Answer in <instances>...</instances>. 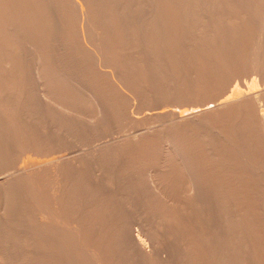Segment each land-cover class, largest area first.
I'll return each mask as SVG.
<instances>
[{"label":"bare ground","instance_id":"6f19581e","mask_svg":"<svg viewBox=\"0 0 264 264\" xmlns=\"http://www.w3.org/2000/svg\"><path fill=\"white\" fill-rule=\"evenodd\" d=\"M64 1H66L67 6L69 5V7L66 6L67 8L63 10L62 9L56 10V6L58 5L57 2H60V0L58 1L57 0H0V12L8 13L6 14V16L4 13L5 20L4 22H2L3 28L2 29L0 28V38H4L5 36L8 35H14V37L12 38H16V39L13 42V44L14 47H16L17 49L19 48L23 49L22 42H24L25 39L27 40V37L25 38L23 37L24 40H22L23 38H21V34L15 35L14 33L15 29L17 30L19 28L20 30L19 29L18 30L19 32L21 31L20 33L23 32L24 34H26L27 32L30 31L29 28L30 26L29 24H27L28 23L27 20L29 21L30 19L31 21L29 23L30 24L32 23L31 29L36 27L35 29L31 30L33 33L34 30L36 31L37 29L38 31V29H40L39 26L40 24L44 23L42 21L39 24L38 20L41 21L40 19L43 20L44 17L42 18V15L41 16L39 15L41 18L40 17L38 18L36 12H41V13L45 12V17H47V19L52 18L53 15L55 16L53 18H56L57 14L59 15L60 12H69L70 14H72V16L70 18L66 16L68 18L67 20H69L72 24L74 23L75 25H77V26L74 25L75 29L71 26L73 28L72 30L73 33L72 31L71 32L68 31V32L72 34V36L76 35L74 37L75 38L74 42L77 41L76 37L79 34V39H80L78 40L79 45L77 44V42L75 44L71 43V41L73 40L71 38L73 37L69 33H67L65 35L71 36V38L68 36L69 39H66L67 42L69 41L68 45H66L67 43H65L66 42L65 38L67 37L63 38L61 36L64 40H61L59 44L56 43L55 45V43L53 44L52 42L51 43L49 42L50 44H53L52 45L53 47H51L49 43H48L49 45L47 44L51 48L50 49L48 46L46 47L49 48L50 50L49 53H46V50L48 52V49L45 48L46 46L45 40L48 39L47 41H49L50 35H47L48 29H46V26L43 28L41 25V28L44 29L43 32H45V29L47 30L46 31L47 33L45 32V35L44 33H41V35L43 34L42 36L46 39L44 40V38L42 39V36L39 37L38 35L36 37L35 34L33 33L35 37L32 38V40H34V43L36 45H39V47L36 48L35 47L36 45H34L32 42L31 45H29L28 43L29 46L27 49L29 50L28 52H31L28 59L25 58L26 57L25 55L24 57H21V53H24L21 49L20 51L18 50L19 52H16V56H17L16 71H18V73L21 72V74H23L22 72L24 71L23 70L24 66L28 65L29 69L31 67V69L34 72V76H37L38 82H40L38 83L37 90H38V96L40 97L39 99L40 100L42 99L44 102V105L42 103L41 104L46 109L45 113L52 109H55L56 111L57 109H59L57 111L56 116H55L56 114L55 110L53 111L55 113V114L53 113L54 114L53 117L55 116L54 120H56L57 118L58 121H60L59 117L60 118L62 117V119H66L65 117H67L65 122H67L68 117L73 116L72 113L74 114L77 113L76 114L77 119L74 118V120H78V116L82 115L84 113V110L86 109V108H84V110L82 109L83 113H81L80 110L83 107V103H81L82 107H80V109L77 107L76 112H74L75 110H73L72 112V109L76 108V106H74L76 105L75 103H77V101L80 100L79 99L76 101L75 99L79 98L80 96L78 97L77 96L78 94L75 92L74 93L77 94L76 95L77 98L75 95H74L75 97L72 96L74 93L70 95L69 93L70 89L72 90L73 88V90H75L74 88L76 89L78 88L76 92H79L81 88L77 86L78 83H80L78 81H77L78 83L77 82L75 83L76 87H74L75 86L74 82L76 79L75 80L73 79L74 82L73 80H69L72 79L71 76L76 75L78 72H82V70L86 69V66H89L88 68L89 71L92 70H95V72L97 71L98 75L95 73L94 74L95 78L97 76H101V74L102 75L104 74L103 78L101 80L99 79L101 81L100 85H99V80L97 81L98 82L97 83L95 78L91 75H90L91 77L89 76L88 77L89 79H87L86 81H83L82 79L83 81L82 83L86 82L84 83L85 84L84 91L82 92L83 93L82 98L84 99V101L87 98L86 96H94L95 98V100H93L94 102H92V104L95 103V108L93 107L94 105L93 106L92 104L90 105L91 108L96 109L94 111L96 115L92 114L93 116L91 115V117L96 120L98 119L99 121L103 120L104 118L110 119V117H107L109 111L106 112L107 114L105 117V110L106 111L108 110V108L105 109V107H111L113 105L112 103L113 101L114 102L116 101L115 103H121L119 102V99L122 97L125 99L126 97L131 99L132 101H134L136 112L149 110L148 112L149 113L151 112L150 114L152 118L159 121L158 122L159 126L158 127L156 126L158 128L156 129V131L161 132L162 136L161 139L157 136L159 138L158 141H160V143L159 142L157 143L160 144V147L163 150L162 151L163 153L160 152V154L162 153L163 155L160 158L157 156L156 158H158V160L156 159V162L155 159L153 158H152L153 160L150 159L151 154L147 155L150 158L146 156L148 158L146 160L144 159L146 157L143 156V160H144L143 165L145 166L148 165V166L144 169L143 168L141 169L140 168L141 166L140 165L137 166L138 163L136 164L135 161L137 170L135 168L130 169L132 167H135L134 165H131L134 162L132 161L133 159L135 160V158L137 159L142 158L140 154L137 155V157L134 156L135 158L134 157L132 158L133 155L131 154L136 150V149L133 150L135 148V146L133 145H135L136 143L134 144L135 141V139L133 138L134 136H131L133 138V139L131 138L133 140L131 141V143L133 142V144L131 145L130 140H128V142L125 141V144L130 143L129 149L134 147L132 148L133 152L132 150L129 151L127 150L125 152H127L130 156L127 155L126 153H124V155L128 156V158L131 157L132 160L124 158L125 156L122 153H121L122 155H120L119 152L121 149L120 147L121 144L124 143H119L117 145L116 144L117 142L114 143L116 145L112 144L114 146H112L111 144H110L111 146H109V144H105V146L101 147L102 145L100 144L101 146L100 147L97 146V149L94 151V154H90L92 153L90 152L89 155H87L86 153H88L89 151H84V154L83 153L80 154L79 157L75 154L77 158H73L74 156L72 152L71 153L72 155L69 153L71 157L69 156V154L62 157V159H64L67 163L70 162L73 163L71 164V166L69 165L68 167L67 170L68 174H73L74 172L77 171L75 170V168L78 169V167H81L80 169L84 171V174L86 176V179L83 180L82 182L80 181V178L78 179V181L81 182L80 185H82L83 187L82 189L81 188H75L76 190L72 189L73 192L78 191L76 192L77 193L76 197L77 198L79 197L80 198V199L78 198L79 200H83L86 203L96 204V205L93 207V205L90 206L88 204L90 208L87 209H86L87 205L82 204L84 207L82 205L76 206L77 204V203L75 204L76 198L73 197V199H70L73 201V205L69 203L71 207H68L69 206L68 205L67 209L65 208L66 210H64L67 213L66 215L69 214L71 217H73L70 218V220H72L70 221L69 220L70 216L68 215L69 217L67 219L62 215V212L58 208L50 210L49 213L46 212L44 213L43 210L40 211L39 207L41 204L38 203L39 205L36 206L37 210L36 208L34 210L33 209L34 206L31 207L30 203H33L32 200L33 198H35L34 197L35 195L31 192H30L31 194L25 196H22L21 194L20 201L24 202L27 205L28 211L25 212L23 216H20L21 214L19 215L18 213L10 212L11 215H13L14 217L13 220L14 224L17 225V223H19L20 221H22L21 224L25 223L24 221L27 219L29 223L27 225H30L32 227L31 230L32 231L35 230V232L36 230H40L41 234L43 235V238L42 236L40 237L42 239L39 238L40 239L39 246L44 251V255L50 254V252L48 253V250H50L52 254H55L54 257L56 256V260H54L52 257H50V259L49 257H47V259L46 258L43 259L41 256L40 258L39 257L31 258L28 261V263L29 264H58V263L61 264L62 261L67 260L68 261L67 263L69 264H71V262L72 263L75 262L76 264H264V240H262L264 238V217H263L264 193L262 192L264 190L262 186L264 185V181H263L264 177L262 178L263 180L261 179V177L264 175V87L263 90L260 91L259 95H254L253 93V90L256 87L260 86L263 81L261 82L259 81L260 85H258L259 84L258 80H260L261 78L257 79L256 77L252 78L251 80L248 79L249 81L246 80L247 82H245L244 84H238V82L236 81V84H234L232 88L228 89V87L232 85L230 83L233 81V79L237 78V76H239L240 72H242L243 70L247 71L248 68H250V71H252L253 73H256L255 75L259 77L264 76V23L263 20L262 23L260 22L261 20L260 17H258V19H260L259 22H256V25L257 23L259 24L258 28H257L258 25L255 27L257 28V31L256 32L251 31V34L256 33L254 35L255 37H253L252 34V37L254 38V44H253L254 47L248 50L246 46L247 44L245 45L243 43L245 35L242 34L243 32L245 33V30H243L245 24L243 25L244 23L243 21L240 22L239 15H241L242 17L243 14L244 15L247 14L244 12L248 11L249 8L252 9V7H249L251 3L247 4L245 1L242 0H64ZM260 1L261 0H259V2ZM62 2L63 0L60 3ZM5 8L7 10H5ZM23 12L24 14L27 12H34V13L33 14L30 13L31 16L33 15L32 17L28 16L29 14H26L27 19H25V17L23 16ZM139 12L144 15L146 14V16L140 17L141 18L140 20H138L139 19L138 17L134 18L135 16H137L135 15L137 13L140 16ZM239 12L242 13L240 14ZM109 13H113L115 15L118 14V16H120L121 18L120 19L117 18L118 20L114 19L110 21L111 17L107 15ZM9 14L13 16V17L11 16L12 19H10V22H8L7 19L8 18L7 16ZM113 14H109V15L111 16ZM0 16L3 15L0 14ZM105 16L109 17V20H107L108 19L107 17L105 19ZM11 17L9 15V18ZM23 17L24 20H26L27 22L26 23L27 25L25 24L26 27L22 25L23 22L25 23V21H23ZM66 17H64L62 21H64ZM245 17L248 18V16ZM52 20H50V22H52ZM58 22L61 23L60 18L59 20H57V23ZM37 23L39 25H37ZM46 23L48 22H46L45 19L44 24ZM52 24L50 23L49 27L47 28L52 27V30H54L56 27L62 25V24L60 25L57 24L54 26L53 29V26H51ZM54 24H56V22H54ZM240 24L242 26H240ZM141 25L142 27H140ZM20 26H22V28L23 27L27 28L26 30L27 32L25 31V29L23 30ZM37 26L39 28H37ZM121 28L123 31H125V33L132 32L131 34L128 35L126 34L128 38L125 39V41L128 42L125 41H124L125 43L123 42V45L125 44L124 47L123 46L118 47L119 43L118 45L116 44L118 42V39H116V37L117 38L123 37V39L127 37L126 35L123 36L120 35ZM99 30L100 32H98ZM117 30H119V32ZM142 30H144V32L146 31L149 32L148 34L149 38H147L148 43H146L145 39L143 38L144 39L142 40L143 44H141L138 41L140 44L138 45V43H136L137 39L134 38L135 36L132 38L131 36L137 35L136 38H138V40L142 39L141 36L140 38L138 37V33L141 34ZM50 31L48 34L51 33ZM55 31L58 32L59 30H57L56 28ZM112 31H114L115 33ZM116 31L118 32L119 37L116 36L117 35ZM32 33L29 32L27 34L31 35ZM91 33H93L91 36L93 42L90 41L86 43L87 39L85 38L86 36H90ZM125 33L122 32V34ZM22 36L25 35L22 34ZM55 37L59 39L58 35ZM252 37L251 35L250 37H247V43L248 41L251 40V39L249 40V38ZM133 38L135 39V41H133L134 44L132 45L133 42H131V40H134ZM28 39L30 38L28 37ZM41 39L42 41L45 42L43 46H41L43 44V42H41ZM81 39L83 40V42H81L82 41ZM121 41L123 40L119 41L120 44H122ZM144 41L146 43L145 45H144ZM240 41L242 42V44L240 43ZM80 42L83 44H80ZM261 42H263V44H261ZM135 43L137 45H135ZM249 43H251L250 45H252L253 42L250 41ZM239 44L240 45L244 44V46L247 48L246 50L245 47L242 48L245 50L244 51L245 54H247L246 53L247 50L249 53L247 54L249 57L247 61L249 67L246 70H245L246 68L245 65L247 63H245V65L241 63L242 67H240L237 66L236 64L237 61L235 62V59L238 56V54L240 56L239 52L241 51L240 49L241 46H239ZM76 45H78L79 48L76 49L75 47ZM40 46L44 48V50L40 48ZM71 46H73V48H75L78 51L80 49V51L82 50V52H88V53L93 52V55H95V57L93 56L94 58H92L91 62H89L88 59L87 62L86 60L81 61V58L79 62L77 59L78 64L75 59L74 63L76 65H73L74 63H71L72 61H70V63L68 61L61 62L62 65L59 66L61 67L62 70L60 71L54 70V66L52 65V58H54L52 57V55L54 54V51L61 50V52L59 53L63 54V52H65L68 49L72 50ZM260 46L262 47V49H259ZM5 48H6V42L5 44L0 46V59H1L0 73H2L3 70H7V68L9 67L8 63L10 62L9 58L11 53L8 55V53L5 52ZM41 49L43 50V52ZM259 50H263V51H259ZM69 52L71 53L70 50ZM82 52L79 53L82 54ZM42 53H45V55H43ZM65 53H68V51H66ZM68 55L70 56V54ZM247 55L244 57L246 58ZM73 58L71 57V59ZM245 58H240V60L244 59L243 61L244 63L246 60ZM188 62L189 65L188 64L186 65V63ZM58 63L60 64V61ZM45 64H47L46 67L48 70L45 69L46 71L44 72ZM243 66H245L244 69ZM256 66L258 70L256 69ZM60 67L57 69H60ZM186 70L188 71L187 74H186ZM210 70L211 72H209ZM43 72L51 77L46 78ZM188 73H190L189 76ZM237 73L239 74L236 75ZM86 74L88 73L86 72ZM194 75L196 76L194 78L195 80L191 79L193 78ZM234 75L236 76L232 77ZM186 76L188 78H190L191 76L190 78L191 80L189 81ZM241 77L237 79H241ZM185 79L186 81L187 80L189 81L188 84H186V82L183 83ZM50 81H54L53 83H56L57 85V86L55 85L56 90L54 85L52 87V90H50L51 88L49 89L50 86L48 85ZM71 81L73 82V84L71 83ZM33 83L32 85H34ZM70 83L74 86L72 87ZM105 84H109V85H105ZM68 85L72 87V88L70 87L69 90H67ZM7 88L8 87L3 88V91L6 90ZM31 88L35 89V86ZM211 90H215V91L217 90L221 92H215L217 93L218 95L217 96L215 93L213 95L214 91ZM81 91L79 95H81ZM5 92L8 93L7 90ZM30 92H34V91L31 90ZM65 92H67V94H64ZM106 92L112 94L119 93L122 97L117 96L116 98L114 97H111L110 99L107 98V102L109 100L111 101V103L110 101L108 102V104L110 103V106L109 105L104 106V104L107 103L105 101L106 98L104 100V97H106V95L108 94V93L106 94ZM139 92H141L140 96L137 97V94L139 95ZM24 93L25 92H23V94ZM211 94L213 96L210 97ZM95 96H98L99 98ZM184 97L187 99H184ZM82 98H81V102L83 101ZM112 98H114L115 100H113ZM32 99H36V98H32ZM129 99H127V101ZM206 99L207 100L210 99L209 102L210 101L211 102L209 105H207V107L204 108L203 107L205 103L204 101ZM201 101L204 102V103L202 102L203 104L202 108L204 109H202L199 106L200 104H198L199 102L201 103ZM218 101H221L222 103H218ZM68 103L74 104L72 105L73 108L69 106ZM24 104L25 103H23V105ZM65 104L68 105L66 106ZM131 104H129V106ZM169 104H171L170 106L171 108L173 106L172 108L173 111L172 110L171 111L172 112L176 111L177 113L174 115L172 113L169 116L166 115V113H168L167 111H165L166 113H164L166 116L160 113L166 110L165 108L168 107ZM63 105L65 107H63ZM116 106L118 107V105ZM116 106L113 105L112 107V109L114 108V111L115 109L117 110V108H115ZM125 106L126 105H123V107ZM195 106H197L196 109ZM198 106H199V110H198ZM16 107L17 106H15V108ZM131 107L132 105L130 106V108L129 107L127 108V106L125 108L129 110L131 109ZM187 107L193 108L192 112L189 111L192 114L190 115L192 116V119L189 116L191 120H188L189 118L186 116L187 117L186 121H191V122L187 123L184 126H181L183 122L180 123L179 121L182 120L181 118L185 120ZM10 108L8 109L11 110L12 108L11 109ZM70 108L71 110H69ZM191 108L189 109L191 110ZM219 108L221 109L219 110ZM24 109L25 108H22V110ZM222 109H225L224 110L225 112H223L224 113L223 116L225 117L222 116L223 114L221 111ZM28 110H24V112L25 111L26 112L25 113L23 112L20 117L21 112H19L18 109L19 114L18 112L16 114H18L19 116L11 115L9 117H13V119L18 118L21 120L22 118L23 120L29 119V121L33 123V125L31 124L32 127H31V132L29 133L30 135L23 136L22 141L15 140V142H13L14 139L10 141L7 139L9 146L7 145V147L5 146L6 148L0 150V156L3 154L5 155V153L11 154V152L14 149H16L14 148L15 147L14 145H17L16 147H20V145L23 146V143L29 142L28 143L29 145L34 146L33 149L36 147L37 149H39V147L41 146L43 148V146L46 147V145L47 146L50 145V147L54 148L56 146H52L53 143L57 145L56 142H58V140L63 141V136L65 135V133L61 138V133L57 131L59 133L58 135V133H55L54 130H52L54 137L59 136L58 140L57 138H54L56 142L53 141L52 139H51L53 141L52 143L44 142V139L42 138L43 135L37 134L39 129H41L38 128L39 122L35 124L30 120L32 118L36 119L41 114L44 116V113H39L38 111H34V109L29 111ZM68 110L71 111V115L64 117L66 113H70ZM120 110L122 111V109L118 108L119 112ZM218 110L220 111V113L218 112ZM12 111L14 112V108ZM12 111H10V113H12ZM118 111L114 112V115L112 116L113 118L116 115L115 113H117ZM215 111H217L218 113L217 112L215 113ZM129 112L131 113V115L133 114V111L129 110ZM212 113H215L216 115L213 116ZM135 114L137 115V113ZM84 115L85 114L82 115L83 117L81 116L82 119L80 118L79 119L80 121L83 120V118L84 120L87 118L86 115L85 116ZM186 115H188V113ZM73 117L71 118V120L73 119ZM91 117L90 119L88 118L89 121H91L92 119ZM8 119L9 118L7 117L6 121L9 122L11 118L10 120ZM74 120H72V122ZM96 120L95 123L97 122ZM58 121L57 124L55 123L56 125L61 123V121L59 123ZM99 121L97 123H99ZM69 122L71 121L69 120L67 124L70 125L71 123ZM178 122L180 124H177ZM20 123L22 122L20 121ZM74 123H73L74 126L77 125V127H80V125L78 126V124H76V121ZM89 123L91 124V122ZM55 124L52 125V127L56 126ZM92 124L94 125V123ZM176 124L179 126H177ZM62 125L64 126V124ZM69 125H65L64 127H68ZM85 126L86 123L83 127L85 128ZM88 126L90 127V125ZM11 128L12 127H10L9 129ZM84 128L83 131L86 129ZM224 128H226V130L228 129V131L224 130ZM62 129L64 130L66 128H62ZM74 129L78 130V128L76 127H74ZM69 130L71 129L69 128ZM99 130L100 129H98V132ZM71 131H74L73 128ZM67 133L70 132L68 131ZM73 133H75V131ZM76 134L78 133H75V135ZM139 135L141 136V134ZM139 135L138 137H140ZM186 135H189L188 139H186ZM71 136H73V134ZM9 139H11V137H9ZM184 139L185 142L182 143L181 141H184ZM1 140H3V138ZM125 146L123 147L122 145L124 150L125 148L126 149L128 148ZM150 146L151 145H149V147ZM137 147L138 146L136 145V148ZM160 147L158 145V148ZM95 148L96 147H94V149ZM123 148L121 150H123ZM139 149L140 148H138V151ZM130 151L132 152L131 154L129 153ZM135 153L133 154L135 155ZM5 156H9V155H5ZM5 156L2 158H6ZM11 158L13 157L11 156ZM60 158L61 157H59V159ZM2 160L3 159H1L0 157V163H2L1 162ZM7 160L8 159H6V161ZM49 161H51V159ZM146 161L149 163H145ZM38 162H42V161L38 159L36 162L33 163H38ZM51 162H53V160ZM150 162L151 163L155 162L154 163L155 165L152 164L150 167L149 166ZM139 163H142V160H140ZM39 164L41 165L42 163ZM4 166L6 165H3V167L0 168V184L12 180L15 183L16 181H19L22 184L24 183V186L25 184H27L26 187L27 190L28 178H29L28 175L24 173L20 168H17L16 170L10 173L8 172V174H6L5 172L7 170L9 171L10 167L7 169L4 168ZM44 167H45L44 168L45 176H42L43 174L41 176L45 177L46 183L45 182L44 183L47 185L46 187H48L52 183H54L55 178L53 171L51 170L52 167L50 165H46ZM54 167L55 166H53V168ZM134 170L138 171V173L141 171V173L138 175L136 172H134ZM128 172H130V174H128ZM125 174H128V176L125 177ZM245 175L246 176L248 175L247 177H249L248 178L249 181L247 179L244 180L246 177ZM250 176H251V180H250ZM66 177L70 178V176H66ZM35 178H37L36 175ZM62 178H63V174H62ZM82 178L84 179V177ZM38 180L40 181L41 179H37V181ZM68 181H71V179ZM246 181L248 182L246 183ZM61 183L59 184L63 186ZM248 183L249 185L251 184L250 185L251 187H249L251 189L249 191V194L247 192L245 193L244 190L246 186L248 188L249 186ZM63 184H64L63 187H65V182ZM75 184H77V182ZM44 187L45 186H43V188ZM67 187H65V189L68 190L69 187L68 188ZM0 189H2V187ZM33 189L36 190L35 188ZM60 189L61 188H59V190ZM57 190L58 188L56 189V191ZM59 190L57 191L58 193ZM63 191L65 192V190ZM63 191L62 193H64ZM72 191H70V193H73ZM25 192L23 191V193ZM65 194L67 195V192L64 193V195ZM120 197H122L124 200L123 199L121 200ZM36 198L39 199V196L37 195ZM56 198L58 199V195H56ZM70 198L72 197L70 196ZM59 200H61V198ZM58 202L60 203L61 201ZM152 202H155L154 203L155 206ZM18 204L20 203L18 202ZM42 207L40 208L44 209V207L43 208ZM91 207H93L94 210ZM88 209L89 211H92V213H90L91 214L90 216L86 217V214L84 216L82 212H86ZM260 209L262 210V213L261 211H259ZM107 210H110L113 213V216L110 219H108L109 218L108 216L110 214L108 213ZM2 211L4 212L6 210H2ZM104 211H107L105 212L107 216L106 214L103 213ZM3 212L1 214H3ZM259 212L263 214V216L261 215L263 218V223H262L263 228L257 225L258 218L260 217ZM105 216L106 218L107 217L108 218L107 219L105 218L103 219L105 221H102L101 218ZM2 219L3 218H1V220ZM86 220L88 221L87 223ZM99 221L107 225H110V227L109 228L104 227L103 229V225L99 224ZM260 222H262L261 219ZM76 225L78 226V228H76ZM39 227H41L42 229L41 228L38 229ZM45 229L47 230L46 232H48L47 234L48 236L42 233V231L43 230L45 231ZM27 230H24L26 231V234L28 232ZM31 230L29 231L31 232ZM107 232H110V234L111 233L112 234L111 235L108 234L109 235L108 236ZM9 234L11 236L12 235L15 236L16 238V242L14 243L16 245V246L14 245L15 247H19L22 244H26L24 238L22 239L19 237L21 235L18 236L17 233L15 234L13 231ZM26 234L25 236H27ZM29 234L30 233H28V235ZM54 240H57L58 243L54 244L53 242ZM33 243L35 244V242ZM35 245L39 248L37 244ZM25 249L26 248H24V251ZM41 254L42 253H40L39 255ZM62 264H64V262Z\"/></svg>","mask_w":264,"mask_h":264},{"label":"rangeland","instance_id":"374dc122","mask_svg":"<svg viewBox=\"0 0 264 264\" xmlns=\"http://www.w3.org/2000/svg\"><path fill=\"white\" fill-rule=\"evenodd\" d=\"M58 1V0H57ZM62 0H60V2H61ZM242 1H245L247 4H249V3H251L250 5H249V7H252V9L251 8H249L248 9V11H246V12H244V13H247V14H243L244 15V17H243V15H242V17H241V15H239V19H240V22H244L243 23V25H244V29L243 30H245V33L243 32V34L242 35H245L244 36V44L247 46V48H248V50H250V48L252 49L253 47H254V38L253 37H255L254 35L256 34H253V37H252V34H251V31L252 32H256L257 31V28L259 27V24L257 23V25H256V22H259V20H260V22L262 23V20H263V23H264V0H261L260 2H259V0H242ZM252 1V2H251ZM255 1V2H254ZM60 2H57V6H56V10H58V9H65V8H67V7H69V5L67 6V3H66V1H64L63 0V4L62 3H60ZM60 3V4H59ZM66 3V4H65ZM255 4L256 5V7H255V5H253V4ZM261 3H263V4H261ZM6 4V3H5ZM9 4V3H8ZM258 4H260V5H258ZM251 5H253V6H251ZM262 5V6H261ZM67 6V7H66ZM258 6V7H257ZM6 7V6H5ZM259 7H261V8H259ZM253 8H255V9H253ZM258 8V9H257ZM5 10H7L6 8H5ZM56 10H55V12H56ZM259 12H258V11ZM250 11V12H249ZM255 11V12H254ZM5 13V16H6V14H8L7 12H4ZM4 13H2V12H0V14L1 15H3V16H0V21H1V23H0V28L2 29L3 28V23L2 22H4V20H5V16H4ZM10 13V12H9ZM30 13H34V12H27V13H25L24 14V12H23V16L25 17V19H27V17H26V14H29L28 16H31V14ZM140 13V12H139ZM240 13V12H239ZM242 13V12H241ZM240 13V14H241ZM12 14V13H11ZM11 14H9L10 15V17L12 16ZM36 14L38 15V18L42 15V18H43V20L42 19H40L41 21H39L38 19V22H39V24L43 21L44 23H45V19H46V22H48V23H46V24H44V26H43V24H38L37 23V25H39L40 26V29H38V31H37V29H36V31L34 30V34H35V36L37 37V35L39 36V37H41L42 35H41V33H44V35H45V32L47 31L46 29H48V33H49V31L51 32L50 34H48L47 32V35H50V37H49V41H47L48 39H46V38H44L43 36H42V39L44 38V40L46 41V46H45V48L52 42L53 44L55 43V45H56V43H58L59 44V42L61 41V40H64L63 38H65V37H67V38H65V41H66V39H69L68 38V36L67 35H65V34H67V33H69V32H71L72 30H73V28L75 29V27H74V23L72 24L69 20H67L68 18H70L71 16H72V14H70L69 12H60L59 13V15L57 14V16L60 18V20H61V23H57V20H59V18L56 16V18H53V17H55L54 15H53V20H52V18H48L47 19V17H45V12H36ZM95 14V13H94ZM109 14H113V13H109ZM109 14H107L109 17H111V20L110 21H112V20H118L117 18H121L120 16H118V14H113V15H109ZM258 14V15H257ZM259 14H260V16H259ZM9 15L7 16L8 18V22H10V19H12V17L11 18H9ZM40 15V16H39ZM44 15V16H43ZM120 15V14H119ZM127 15V14H126ZM125 15V16H126ZM135 15H137V16H135ZM133 17L134 18H136V17H138L137 19L138 20H140L141 18L140 17H145L146 16V14L144 15V14H142V13H140V16L138 15V13L137 14H135ZM255 15H257V16H255ZM33 16V15H32ZM31 16V17H32ZM66 16H68V18L66 17ZM113 16V17H112ZM125 16H123V17H125ZM128 16H129V14H128ZM245 16H248V18L247 17H245ZM24 17H23V21H25V23L23 22L22 23V25L23 26H25V24L27 23V24H29V28H30V31H29V29H28V31L29 32H31L32 33V31L31 30H33V29H35V28H33V29H31V25H32V23L30 24L29 22L31 21L30 19H29V21L27 20V22H26V20H24ZM31 17H28V18H31ZM64 17H66L65 19H64V21H62L63 20V18ZM106 17L107 16H105V19H106ZM109 17H107L108 19L107 20H109ZM258 17H260V19H258ZM41 18V17H40ZM113 18V19H112ZM251 20H250V19ZM144 19V18H143ZM142 19V20H143ZM243 19H245V20H243ZM255 19V20H254ZM50 20H52V22H53V24H54V22H56V24H52V22H50ZM122 20H123V18H122ZM258 20V21H257ZM252 21V22H251ZM52 24L51 26H53V29H54V26L55 25H60V24H62L61 26H58V27H56L57 28V30H59L58 32L57 31H55V29L54 30H52V27L51 28H47V27H49V24ZM144 23V22H143ZM26 24V25H27ZM101 24V23H100ZM146 24V23H145ZM254 24V25H253ZM2 25V26H1ZM41 25H42V27L44 28L45 26H46V29H45V32H43L44 31V29L43 28H41ZM67 25V26H66ZM144 25V24H143ZM147 25V24H146ZM35 26V25H34ZM73 28H72V27ZM75 26H77V25H75ZM79 26V25H78ZM148 26V25H147ZM240 26H242L241 24H240ZM257 26V28H255ZM16 27V26H15ZM19 27V26H18ZM17 27V28H18ZM21 28H22V26H20ZM26 27V26H25ZM25 27H23L22 29L24 30L25 29V31L27 30V28H25ZM60 27V28H59ZM70 27H71V29H70ZM139 27V26H138ZM140 27H142V25L140 26ZM250 27V28H249ZM37 28H39L38 26H37ZM63 28V29H62ZM19 29V28H18ZM16 30L15 29V31H14V33H15V35H20L21 34V38H25V37H27V40L25 41L24 40V38L22 39V40H24V42H22L23 43V46H22V48L23 49H21V48H19V49H17L16 47H14V44H13V42L15 41V39L16 38H12V37H14V35H8V36H5L4 38H0L1 40V42H0V44L1 45H3V44H5V42H6V48H5V52L6 53H8V55L10 54V62L8 63V68H7V70H3V72L2 73H0V88H1V90H0V98H2V99H0V150H2V149H4V148H6L7 147V145H8V141H7V139L10 141V140H13L14 139V141L13 142H15V140H18V141H22V137L23 136H25V135H27V136H29L30 134V132H31V127H32V125H33V123H31L30 121H29V119L28 120H23V118H22V120L21 119H18V118H16V119H13V117H9V116H15V115H18L19 114V112H21L20 113V117H21V114L24 112V110H33L34 109V111H38L39 113H44V116L41 114V115H39V117H37L36 119H30L32 122H34L35 124H37L38 122H39V126H38V128H41V129H39V131H38V133L37 134H41V135H43V139H44V142H46V143H52L53 141H55V139L54 138H57V140H58V135H59V133H61V138H62V136L64 135V133H65V135L63 136V141L62 140H58V142H56V144L57 145H55L54 143H53V145L52 146H56V147H54V148H52V147H50V145L49 146H47L46 145V147L45 146H43V148H42V146L41 147H39V149H37V147L36 148H34L33 149V147L34 146H31V145H29L28 143L29 142H27V143H23V146L22 145H20V147H16L17 145H14L15 147L14 148H16V149H14L12 152H11V154H6L5 153V155H9V156H5L4 154L3 155H1L0 157H1V159H3L1 162L2 163H0V168L1 167H3V165H6V166H4V168H9L10 170L8 171H6L5 173L6 174H8V172L10 173V172H12V171H14V170H16L17 168H20L24 173H26L27 175H28V189L26 190V187H27V184H25V186H24V183L22 184V183H20L19 181H16V183L12 180V181H6V182H4V183H1L0 184V188L2 187V189H0V264H29L28 263V261L31 259V258H36V257H39L40 258V256L43 258V259H47V257H49V259H50V257H52L54 260H56V256L54 257V255L55 254H52V252L50 251V250H48V253L50 252V254H45L44 255V251L40 248V246H39V242H40V239H42L43 238V235L41 234V231L40 230H36V232H35V230L34 231H32L31 230V226L30 225H27V224H29L28 223V221H27V219L24 221L25 223H22L21 224V222L22 221H20L19 223H17V225L16 224H14V217H13V215H11V213L10 212H14V213H18L20 216H23L24 214H25V212H27L28 211V207H27V205L24 203V202H22V201H20L21 200V194H22V196H25V195H28V194H31V193H33L35 196V198H33V203H30L31 204V207H33V209L35 210V208H36V206L37 205H39L38 203H40L41 205H40V207H44V209H41L40 207H39V209H40V211L41 210H43L44 211V213L46 212V213H49L50 212V210H53V209H60V211L62 212V215L64 216V217H66L67 219H68V217L70 216L69 214V216L68 215H66L67 213L64 211V210H66L67 209V206L68 207H71V205L69 204V203H71L72 205H73V201L72 200H70V199H73V197L74 198H76V200H75V204H76V206H80V205H87V207H86V209L87 208H90V206H92L93 205V207L96 205V204H89V203H86L85 201H83V200H79L77 197H76V195H77V193L76 192H78V191H76V192H73L72 191V189H75V188H83L82 187V185H80V183L83 181V180H85L86 179V176H85V174H84V171L83 170H81L80 168L81 167H78V169H76L75 168V170H77L76 172H74L73 174H68V167H69V165L71 166V164H73V163H67L64 159H62V157H64V156H66V155H68L69 153L71 154L72 152V154H73V158H77V156L79 157L80 156V154H84V151H89L88 153H86L87 155H89V153L90 152H92V153H90V154H94V151L97 149V146H101V147H103V146H105V144H109V146H111L112 144H114L115 142H117L116 144L118 145L119 143H124V144H121V149L125 146V145H127V146H125V147H128L127 149L125 148V150H124V148H123V150H121L120 149V155H124V153H126L127 155H129L127 152H125V151H129V150H132V148H134V147H132V146H130V147H132V148H130L129 149V144L131 143V141H133L132 139L134 138L135 139V141H134V144L135 145H133V146H135V148L133 149V150H135L134 152H133V150H132V152L133 153H135L136 151V153H135V155L130 151L129 153L131 154V155H133L132 156V158L134 157V156H136L137 157V155H139L140 154V156H142V158L140 159V158H135V160L133 159L132 160V158L130 157V158H128V156H126V155H124L125 157L124 158H126V159H130V160H132V161H134L133 163H132V161H131V165H134L135 167H132V168H130V169H133V168H137V166L138 165H140L139 167L142 169H144V168H146L147 166H145V165H143L144 163V160H143V156H147V155H150V157H148V158H150V159H155V162H156V159L158 160V158H156L157 156L160 158V157H162V148L160 147V144H158L157 142H159L160 143V141H158L159 140V138L161 139V136H162V134H161V132H159V131H156V129H158L157 127L159 126V121L158 120H156V119H153L152 118V116H151V112L149 113L148 111L149 110H143V111H141V112H136V110H135V104H134V101H132L131 99H129V98H127L126 97V99L125 98H123L119 93H115V94H112V93H108V92H106V97H104V100H105V98H106V102H107V98L108 99H110L111 97H114V98H116L117 96H121L122 98H120V97H118V98H120L119 99V102H121V103H115L114 101L112 102L113 103V105L114 106H116V105H118V107L116 106L115 108H117V110L115 109V111H114V108L112 109V107H113V105L111 106V107H105V109L106 108H108V110L106 111L105 110V117H106V112H108V116L107 117H110V119L109 118H104L103 120H96V119H93L92 117H91V115L93 114V115H96L95 114V110L96 109H94L95 108V103H93L92 104V102H94L93 100H95V98H94V96H86L87 98H86V100L84 101V99L82 98V95H83V91H84V86H85V84L84 83H86V82H84V83H82L83 81H86L87 79H89L88 77L91 75V76H93L94 78H95V73L98 75V73H97V71L95 72V70H92V71H89L88 70V68H89V66H86V69H84V70H82V72H78L76 75H74V76H71L72 77V79H69V80H75V82H74V80H73V82H74V85H72L73 84V82L71 81V86L73 87H76V82L78 81V82H80V83H78V85L77 86H79L80 88H81V95H79V93H80V91L79 92H76V90L78 89H76V88H74L75 90H73V88L71 87V86H69L68 85V89L67 90H69V88L71 87L72 88V90L70 89V92L69 91H67V92H69L70 93V95H72L74 92L75 93H77V94H73L72 96H80L81 98H82V102H81V98L79 97V98H77V96H76V98L77 99H75L76 101L77 100H79V101H77V103H75L76 105H74V104H69V106H71L72 108H73V106L72 105H74V106H76V108L74 109H72V112H73V110H75L74 112H76V110H77V107L80 109V107H82V104L81 103H83V107L81 108V113H83L82 112V109L84 110V108H86L85 110H84V113L83 114H85L86 115V119L84 120V118H83V120H79L80 118L82 119V115H80V114H78V115H80V116H78V120H74V118H76L77 116H76V114H74V113H72L73 114V119L72 120H74L73 122H72V120H71V111H69V110H71V108L68 110L70 113H66V115H64V117L65 116H70V117H68V120H67V122L70 120L71 122H69V123H71L70 125L69 124H67V122H65V120L67 119V117H65L66 119H62V117L60 118L59 117V119H60V121H61V123L62 122H64V123H62V124H64V126L65 125H69L68 127L72 130V128H73V130L75 131V133H78V134H76L75 135V133H73L74 131H71V130H69V128L68 127H64L61 123H59L60 121H58V119L56 118V120H54L55 118V116L57 115V111L59 110V109H57V107H56V109H57V111L55 110V109H52V110H49V111H47L46 113H45V111H46V109H45V107L43 106L44 105V102H43V100L41 99H39L40 97L38 96V88H37V86H38V83H40V82H38V79H37V76H34V72H33V70L31 69V67H30V69L28 68L29 66L28 65H26V66H24V68H23V74H21V72H19L18 73V71H16L17 69V66H16V63H17V56H16V52H19L20 51V49L24 52V53H21V57H24V55L26 56L25 58L26 59H28V57H29V55L31 54V52H28L29 50L27 49L28 48V46L29 45H31V42L34 44V45H36L35 43H34V40H32V38H34L35 36H34V34L32 33L30 36L27 34V33H29V32H27L26 34H24L23 32L22 33H20L19 32V30ZM21 29V30H22ZM42 29V30H41ZM62 30V31H61ZM121 30H122V28H121ZM120 30V35H128V34H131L132 32H127V33H125V31H121ZM247 30V31H246ZM42 31V32H41ZM53 31H55L56 32V34H55V32H53ZM69 31V32H68ZM118 32H119V30H117ZM116 31V33H117V35L116 36H118L119 37V35H118V32ZM141 31V30H140ZM249 31V32H248ZM13 32V31H12ZM18 34H17V33ZM36 32V33H35ZM98 32H100V30L98 31ZM112 32H114V31H112ZM122 32L123 33H125V34H122ZM136 32H137V30H136ZM144 30H142V33L141 34H139L138 33V37L140 38V36H141V38L142 39H140V40H138V38H136V36L137 35H133V36H131V38L132 37H134L135 39H137L136 40V43H138V45H140L139 44V42L141 43V44H143V41L142 40H144L145 39V41H146V43H148L147 42V38H149V32L148 31H146V32H144ZM148 32V33H147ZM13 33V34H14ZM40 33V34H39ZM52 33H53V35H52ZM61 33V34H60ZM63 33V34H62ZM72 33H73V31H72ZM115 33V32H114ZM147 33V34H146ZM249 33H250V35H251V37L253 38V40H252V38H249V40L251 41V42H253L252 43V45H250L251 43H249L250 41H248V43H249V45H248V43H247V37H250V35H249ZM22 34L23 35H25V36H22ZM70 34V33H69ZM92 34L93 33H91L90 34V36H86V38L85 39H87L86 40V43H88V42H93V40L91 39V36H92ZM28 35V36H27ZM58 35V37H59V39L57 38V37H55V36H57ZM64 35V36H63ZM71 36H72V34H70ZM126 35V36H127ZM143 35V36H142ZM63 38H62V37ZM71 36H69L70 38H71ZM76 36V35H75ZM75 36H72L73 38H71V39H73L72 41H71V43H76L77 42V44L79 45V41L78 40H80L79 39V34H78V36L76 37L77 38V41L76 42H74V40H75ZM122 36H120V37H122ZM144 36H146V37H144ZM28 37L30 38V39H28ZM54 37H55V39H54ZM83 37H84V35H83ZM125 37V36H124ZM130 37V36H129ZM48 38V37H47ZM128 38V36L126 37V38H124L123 39V37L122 38H117L116 37V39H118V42L116 43L117 45H118V43H119V46L118 47H121V46H123L124 47V45H123V42L125 41V39H127ZM133 38V39H134ZM144 38V39H143ZM42 39H41V42H43V44L41 45V46H43L44 45V41H42ZM85 39H84V41H85ZM123 40V41H121V43L122 44H120V40ZM135 39L134 40H131V42H133V41H135ZM21 40V41H22ZM31 40V41H30ZM57 42H56V41ZM82 40V39H81ZM149 40V39H148ZM241 40V41H242ZM55 41V42H54ZM139 41V42H138ZM145 41H144V45L146 44L145 43ZM240 41V43L242 44V42ZM27 42V43H26ZM50 42V43H49ZM64 42V41H63ZM69 42V41H68ZM68 42L66 41L65 43H67L66 45H68ZM81 42H83V40L81 41ZM80 42V44H83V43H81ZM125 42H128V41H125ZM124 42V43H125ZM28 43H29V45H28ZM49 43V44H48ZM64 43V44H65ZM135 43V45H137ZM32 44V45H33ZM48 44V45H47ZM53 44H50V46L51 47H53L52 45ZM57 44V45H58ZM74 44H72V45H74ZM127 44V43H126ZM134 44V42L132 43V45ZM244 44L243 45H240L239 44V46H241V51L239 52L240 53V56H239V54H238V56L236 57V59H235V62H236V64H237V66H240V67H242V64L243 65H245V63H247V61H248V59H249V57H248V55L247 54H249L248 53V50L246 51V53L247 54H245V50L247 49L245 46H244ZM261 44H263V42H261ZM0 45V46H1ZM27 45V46H26ZM33 45V46H34ZM78 45H76L75 47H76V49L77 48H79V46ZM116 45V46H117ZM134 45V46H135ZM40 46V48H42ZM50 46H48L49 48H50ZM63 46H65V45H63ZM36 48L37 47H39V45H36L35 46ZM59 47V46H58ZM57 47V48H58ZM72 47V50L71 49H68V50H66V51H68V53H65V52H63V54L62 53H59V52H61V50H59V51H54V54L52 55V57H54V58H52V65L54 66V70H58V71H60V70H62L61 69V65H62V63L61 62H66V61H68L69 63H70V61H72L71 63H74L75 62V59H76V62H77V64H78V61L80 62V58H81V61H85L86 60V62H87V59H88V61L89 62H91V60H92V58H94L95 57V55H93V52H91V53H88V52H82V50L80 51V49H79V51L78 50H76L75 48H73V46H71ZM245 47V50L244 49H242V48H244ZM256 47H258V46H256ZM261 47V46H260ZM259 47V49H262V47L260 48ZM49 48H46V49H48V52H47V50H46V53H49ZM16 49V50H15ZM43 50H44V48H42ZM41 49V50H42ZM51 49V48H50ZM19 50V51H18ZM25 50V51H24ZM43 50H42V52H43ZM69 50L71 51V53L69 52ZM76 50V51H75ZM21 51V52H22ZM27 51V52H26ZM243 51V52H242ZM259 51H263V50H259ZM58 52V53H57ZM79 52H82V54H80ZM244 55H243V54ZM43 55H45V53H42ZM60 54V55H59ZM64 54H65V56H64ZM68 54H70V56L68 55ZM242 54V55H241ZM13 57H12V56ZM73 55V56H72ZM247 55V57L245 58L244 56H246ZM15 56V57H14ZM67 56V57H66ZM83 56V57H82ZM94 56V57H93ZM242 56V57H241ZM62 57H63V59H62ZM71 57L73 58V57H75V58H73V59H71ZM77 57V58H76ZM79 57V58H78ZM61 58V59H60ZM240 60V58H245L246 60H245V62L243 63V61H244V59H242V60H238V59ZM25 59V60H26ZM77 59H78V61H77ZM1 60V59H0ZM57 61V62H56ZM60 61V64L58 63ZM239 61V62H238ZM57 63V64H56ZM242 63V64H241ZM189 65V62L188 63H186V65ZM240 64V65H239ZM49 65V64H48ZM60 65V66H59ZM73 65H76L75 63L73 64ZM47 64H45V66H44V72L46 71L45 69H47ZM60 67V69H57V68H59ZM245 66H246V68H245ZM245 66H243V69L245 68V70L249 67V65H248V63L245 65ZM49 67V66H48ZM188 67V66H187ZM187 67H185V68H187ZM52 68V67H51ZM9 69V70H8ZM256 69H257V66H256ZM15 70V71H14ZM48 70V69H47ZM189 70V69H188ZM258 70V69H257ZM6 71V72H5ZM248 71V72H247ZM247 71H242V72H240V75L239 76H237V78H239V77H241V79H237V78H231V79H233V83L231 82V80H230V84H232L231 86H229L228 87V89H230V88H232L233 86H234V84H236V81L238 82V84H244L245 82H247V81H249V80H251L252 78H254V77H256L257 79H259V78H261L260 80H258V82L260 81H263L262 82V84L260 85V82H259V84L258 85H260V86H258V87H256L254 90H253V93H254V95H259V93H260V91H262L263 90V87H264V76L263 77H259V76H257V75H255L256 73H253L252 71H250V68H248L247 69ZM13 72V73H12ZM43 72V74L46 76V78H49V77H51V76H49V75H46L45 73ZM86 72L88 73V74H86ZM187 70H186V74H187ZM190 72V71H189ZM209 72H211V70L209 71ZM245 72V73H244ZM250 72V73H249ZM85 73V74H84ZM251 73H253V74H251ZM93 74V75H92ZM185 74V75H186ZM189 74L190 73H188V76H189ZM239 73H237L236 75H238ZM243 74V75H242ZM250 75V77H249V75ZM7 75V76H6ZM22 75V76H21ZM86 75V76H85ZM100 75V74H99ZM104 75V74H103ZM103 75L101 74V76H97L96 78H95V80H96V82L100 79H102L103 78ZM236 75H234V76H232V77H235ZM13 76V77H12ZM90 76V77H91ZM7 77V78H6ZM11 77V78H10ZM20 77V78H19ZM73 77H75V78H73ZM80 77V78H79ZM86 79H85V78ZM187 77V76H186ZM196 76L194 75L193 76V78H191V76H190V78L191 79H193V80H195L194 78H195ZM244 77V78H243ZM246 77H248V78H246ZM190 78H188L187 77V79L190 81L191 79ZM20 79H21V81H20ZM28 79V80H27ZM32 79V80H31ZM33 79H35L36 80V82H35V80H33ZM82 79H83V81H82ZM85 79V80H84ZM243 79V80H242ZM249 79V80H248ZM263 79V80H262ZM18 80V81H17ZM25 80H26V83H25ZM99 80V85L101 84V81ZM186 81V79H185V81L183 82V83H185L186 82V84H188L189 83V81ZM239 80V81H238ZM240 80H242V81H240ZM247 80V81H246ZM30 81H31V83H30ZM15 82H16V84H15ZM33 82H35V83H33ZM54 81H50V83H49V85L48 86H50L49 87V89L50 90H52V87H53V85L55 86L56 85V83H53ZM242 82V83H241ZM2 83V84H1ZM32 83L34 84V85H32ZM53 83V84H52ZM98 83V82H97ZM23 84H26V85H23ZM28 84H31V85H28ZM36 84V85H35ZM25 86V87H23V86ZM28 85V86H27ZM40 85V84H39ZM81 85V86H80ZM105 85H109V84H105ZM35 86V89L37 90V93H36V90L33 88H31V87H34ZM57 86V85H56ZM56 86H55V90H56ZM262 86V87H261ZM5 88V87H8L6 90L8 91V93H9V95H8V93L7 92H5L6 90H4L3 91V88ZM13 87V88H12ZM28 87V88H27ZM17 88H19V89H17ZM48 88V87H47ZM66 88H67V86H66ZM65 88V89H66ZM79 88V89H80ZM244 88V87H243ZM12 89H13V92H12ZM22 89V90H21ZM31 90H33L34 92H30ZM53 90H54V88H53ZM221 90V89H220ZM251 90H252V88H251ZM20 91V92H19ZM211 91H214L213 92V95H214V93L215 92H221V91H215V90H211ZM257 91V92H256ZM11 92V93H10ZM17 92V93H16ZM23 92H25L24 94H23ZM27 92V93H26ZM67 92H65L64 94H67ZM72 92V93H71ZM19 93V94H18ZM62 93H63V91H62ZM68 93V94H69ZM140 93L141 92H139V95L137 94V97H139L140 96ZM212 93V92H211ZM17 94H18V96H17ZM216 95H217V93H215ZM5 95H7V96H5ZM12 95V96H11ZM110 95V96H109ZM212 94L210 95V97L211 96H213ZM222 95V94H221ZM9 96V97H8ZM74 96V97H75ZM126 96V95H125ZM218 96V95H217ZM220 96V95H219ZM31 97V98H30ZM38 97V98H37ZM95 97H98V96H95ZM8 98V99H7ZM23 98H24V100H23ZM26 98V99H25ZM32 98H36V99H32ZM99 98V97H98ZM114 98H112L113 100H115ZM126 101H125V100ZM127 99H129L128 101H127ZM184 99H187V98H185L184 97ZM212 99V98H211ZM2 100V101H1ZM9 100V101H8ZM12 100V101H11ZM15 100V101H14ZM32 100H33V102H32ZM124 100V101H123ZM207 100V99H206ZM201 101V103L199 102L198 104H200L199 106L202 108V106H203V104H202V102L204 103V108L205 107H207V105H209L210 104V102H209V100L210 99H208L207 101ZM14 101V102H13ZM41 101V102H40ZM89 101V102H88ZM110 101V100H109ZM108 101V102H109ZM181 101V100H180ZM179 101V102H180ZM10 102V103H9ZM11 102H13V103H11ZM73 102V101H72ZM108 102L106 103V104H104V106H110V103H111V101H110V103L108 104ZM130 102V103H129ZM131 102H132V104H131ZM9 103V104H8ZM17 103V104H16ZM23 103H25L24 105H23ZM31 103H32V105H31ZM43 105H42V104ZM60 103V102H59ZM63 103V102H62ZM80 103V104H79ZM116 105H115V104ZM123 103V104H122ZM131 104L132 105V107H131V109H129V110H131V111H133V114L131 115V113L129 112V110L127 109L128 107L130 108V106H129V104ZM181 103V102H180ZM206 103H208V104H206ZM216 103V102H215ZM218 103H222L221 101H218ZM7 104V105H6ZM11 104V105H10ZM28 106H27V105ZM41 104V105H40ZM67 104V105H68ZM90 104H92V106L94 107V108H91V105ZM128 104V105H127ZM5 105V106H4ZM11 106V108H10V106ZM19 105V106H18ZM60 105H62V104H60ZM66 105V104H65ZM66 105V106H67ZM123 105H126L127 106V108H125V107H123ZM9 106V107H8ZM15 106H17L16 108H15ZM21 106V107H20ZM24 106V107H23ZM31 106V107H30ZM37 106V107H36ZM120 106V107H119ZM121 106H122V108H121ZM171 106V104H169L168 105V107H166L165 109L166 110H164V111H162V112H160V113H162V114H164V113H166L165 111H167L168 113H166V115H171L172 113H173V115L174 114H176L177 112L176 111H174V112H172L173 110H172V108H173V106H172V108L170 107ZM199 106H198V110H199ZM4 107V108H3ZM31 109H30V108ZM33 107V108H32ZM42 107H44V108H42ZM63 107H65L64 105H63ZM8 108H10L11 110H9ZM13 108H14V112L12 111L13 110ZM19 109V112H18V109ZM22 108H25L24 110H22ZM28 108V109H27ZM54 108V107H53ZM109 108H111V109H109ZM118 108H120V109H122V111L120 110V112L118 111ZM189 108H191V107H187L186 108V114L188 113V115H186L185 114V120H183V118H181L182 120L181 121H179L180 123L181 122H183V124H181V126H184V125H186L187 123H190L191 121H186V119H187V117L189 118V116L190 115H192L191 114V112L193 111V108H191V110L189 109ZM197 108V106H195V109ZM204 108H202V109H204ZM222 108V107H221ZM221 108H219V110L221 109ZM225 108V107H224ZM7 109V110H6ZM15 109H17V110H15ZM92 109H93V111H92ZM126 109H127V111H126ZM171 111H169V110ZM188 109V110H187ZM28 110V111H29ZM55 110V113L53 112ZM218 110V112L220 113V111ZM225 109H222L221 111H222V113L223 112H225L224 111ZM8 111V112H7ZM10 111H12V113H15V114H12V113H10ZM41 111V112H40ZM52 111V112H51ZM86 111V112H85ZM116 111H118L117 113H118V115H117V113H115L116 115L114 116V118L112 117L113 115H114V112H116ZM189 111H191V112H189ZM201 111V110H200ZM203 111V110H202ZM227 111V110H226ZM3 112V113H2ZM18 112V114H16ZM26 112V111H25ZM24 112V113H25ZM48 112H50V113H48ZM60 112V111H59ZM78 112H79V110H78ZM127 112V113H126ZM217 111H215V113H216ZM217 112V113H218ZM10 115H9V114ZM55 114V116L53 117V115ZM112 113V114H111ZM135 113H137V115L135 114ZM215 113H212L213 114V116H215L216 114ZM50 114H51V116H50ZM111 114V115H110ZM134 114H135V116H134ZM139 114V115H138ZM227 114V113H226ZM225 114V115H226ZM4 115H6V116H4ZM84 115V116H85ZM92 115V116H93ZM110 115V116H109ZM143 115V116H142ZM165 115V114H164ZM165 115V116H166ZM221 115V114H220ZM219 115V116H220ZM224 115V113L222 114V116ZM19 116V115H18ZM40 116H42V117H40ZM82 116V117H81ZM187 116V117H186ZM211 116V115H210ZM212 116V117H213ZM7 117L9 118L8 120H10V118H11V120L8 122V121H6L7 120ZM48 117V118H47ZM90 117L92 118L91 119V121H89L88 120V118L90 119ZM111 117H112V119H111ZM118 117V118H117ZM135 117V118H134ZM191 117V119H192V116H190ZM223 117H225V116H223ZM15 118V117H14ZM51 118H53V119H51ZM94 118H95V116H94ZM5 119V120H4ZM18 119V120H17ZM39 119V120H38ZM50 119V120H49ZM62 119V120H61ZM77 119V118H76ZM190 118L188 119V120H191ZM3 120V121H2ZM15 120V121H14ZM51 120H53V121H51ZM64 120V121H63ZM95 120L98 122L99 121V123H97V126H96V123H95ZM153 120V121H152ZM155 120H156V122H155ZM180 120V119H179ZM5 121V122H4ZM12 121V122H11ZM16 121H18V122H16ZM20 121L22 122V123H20ZM24 121V122H23ZM29 121V122H28ZM57 121H58V125H56L57 124ZM76 121V124H78V126L80 125V127H77V125L76 126H74V122ZM86 121V122H85ZM91 122V124L89 123V122ZM108 121V122H107ZM56 123L55 125L56 126H53L52 127V125H54V124H52V123ZM177 123V124H180V123ZM193 122V121H192ZM9 123V124H8ZM11 123V124H10ZM20 123V124H19ZM27 123V124H26ZM74 123V124H73ZM81 123V124H80ZM84 123V124H83ZM85 123H86V126H85V128L83 127L84 125H85ZM92 123H94V125L92 124ZM13 124V125H12ZM16 124V125H15ZM23 124V125H22ZM32 124V125H31ZM41 124V125H40ZM48 124V125H47ZM51 124V125H50ZM109 124V125H108ZM176 124V125H177ZM17 125H19V126H17ZM61 125V126H60ZM88 125H90V127L88 126ZM112 125V126H111ZM147 125V126H146ZM21 126V127H20ZM82 126V127H81ZM93 126V127H92ZM128 126V127H127ZM131 126V127H130ZM144 126H145V128H144ZM157 126V127H156ZM177 126H179V125H177ZM176 126V127H177ZM10 127H12L11 129H9ZM26 127V128H25ZM51 127H52V129H51ZM74 127H76V128H78V130L76 129H74ZM99 127V128H98ZM109 127V128H108ZM134 127V128H133ZM147 127H148V129H147ZM156 127V128H155ZM18 128V129H17ZM43 128H45V129H43ZM48 128V129H47ZM56 129V131H55V129ZM62 128H66V129H62ZM67 128H68V130H67ZM83 128L85 129L84 131H83ZM90 128V129H89ZM115 130H114V129ZM139 128H141V129H139ZM144 128V129H143ZM151 128H153V129H151ZM170 128H171V126H170ZM5 129H6V131H5ZM29 129V130H28ZM79 129H81V130H79ZM92 129V130H91ZM94 129V130H93ZM98 129H100L99 130V132H98ZM153 131V132H155V133H153L151 130ZM4 130V131H3ZM49 132H48V131ZM52 130H54V132L55 133H58V135H55V136H58V137H54V135H53V131ZM89 130H90V133H89ZM96 130V131H95ZM112 130V131H111ZM141 130H142V132H141ZM145 130V131H144ZM150 132H149V131ZM224 130H226V128H224ZM9 131V132H8ZM58 131V132H57ZM70 132V133H67V132ZM78 131V132H77ZM226 131H228V129L226 130ZM6 132H8V133H6ZM16 132H17V134H16ZM141 132V133H140ZM145 134H144V133ZM6 133V134H5ZM28 133V134H27ZM79 133H81V134H79ZM93 133V134H92ZM95 133V134H94ZM69 134V135H68ZM73 134V136H71V135ZM85 134H87V135H85ZM90 136H89V135ZM92 134V135H91ZM99 134V135H98ZM139 134H141V136L139 135ZM143 134H144V136H143ZM148 134H150V135H148ZM98 135V136H97ZM136 135V136H135ZM138 135L140 136V137H138ZM75 136V137H74ZM84 136H86V137H84ZM131 136H134L133 138L131 137ZM159 138H158V137ZM9 137H11V139H9ZM50 137V138H49ZM100 138V139H98V138ZM122 137V138H121ZM136 137V138H135ZM188 137H189V135H186V139H188ZM3 138V140H1ZM65 138H67V139H65ZM69 138V139H68ZM118 138V139H117ZM127 138H130V139H127ZM132 138V139H131ZM138 138V139H137ZM53 141H52V140ZM97 139V140H96ZM111 139H112V141H111ZM126 139V140H125ZM154 139V140H153ZM124 140V141H123ZM128 140H130V143L128 144V143H126L125 144V141H127L128 142ZM138 140V141H137ZM4 141V142H3ZM121 141V142H120ZM123 141V142H122ZM12 142V141H11ZM61 142V143H60ZM109 142V143H108ZM155 142V143H154ZM182 143L183 142H185V139H184V141H181ZM7 143V144H6ZM146 143V144H145ZM4 144V145H3ZM28 144V145H27ZM101 144V145H100ZM111 144V145H110ZM116 144H114V145H116ZM133 144V142L131 143V145ZM139 144V145H138ZM159 145V147L161 148V150H160V148H158V145ZM200 144V143H199ZM90 145V146H89ZM114 145H112V146H114ZM122 145H123V147H122ZM136 145L138 146L137 148H136ZM145 145H147V146H145ZM149 145H151L150 147H149ZM6 146V147H5ZM9 146V145H8ZM59 146V147H58ZM61 146V147H60ZM106 146H108V145H106ZM154 146V147H153ZM78 147V148H77ZM94 147H96L95 149H94ZM98 147V148H99ZM57 148V149H56ZM93 148V149H92ZM138 148H140L139 149V151H138ZM147 148V149H146ZM153 148V149H152ZM18 149V150H17ZM43 149V150H42ZM45 149V150H44ZM50 149V150H49ZM52 149V150H51ZM54 149V150H53ZM85 149V150H84ZM88 149H90V150H88ZM15 150H16V152H15ZM80 150V151H79ZM145 150V151H144ZM81 151H83V152H81ZM122 151V152H121ZM79 154H78V153ZM157 152V153H156ZM160 152H162L161 154H160ZM13 153H16V154H13ZM122 153V154H121ZM146 153V154H145ZM18 154V155H17ZM64 154V155H63ZM70 154H69V156H70ZM71 154V155H72ZM77 156H76V155ZM143 154V155H142ZM61 155V156H60ZM6 157V158H2V157ZM11 156L13 157V158H11ZM76 156V157H75ZM130 156V155H129ZM140 156H138V157H140ZM57 157V158H56ZM59 157H61L60 159H59ZM71 157V156H70ZM90 157H91V155H90ZM123 157V156H122ZM144 158L145 160L146 159H148V158ZM10 158V159H9ZM30 158V159H29ZM6 159H8L7 161H6ZM39 159V160H41L42 162H38V163H33V162H36L37 160ZM51 159V161L53 160V162H51V161H49ZM137 159V160H136ZM150 159H149V161H150ZM152 159V160H153ZM5 160V161H4ZM11 160V161H10ZM33 160H36V161H33ZM46 160V161H45ZM130 160H129V162H130ZM140 160H142V163H139L140 162ZM33 161V162H32ZM48 161V162H47ZM135 161H136V164H137V166H136V164H135ZM137 161H139V162H137ZM7 162H8V164H7ZM11 164H10V163ZM46 162V163H45ZM59 162V163H58ZM64 162V163H63ZM154 162V163H155ZM213 162V161H212ZM26 163V164H25ZM39 163H42L41 165L39 164ZM145 163H149V162H145ZM153 162L151 163L150 162V164H149V166L151 167V165L152 164H154ZM2 164V165H1ZM37 164V165H36ZM53 164V165H52ZM144 166H142V165ZM33 165H35V166H33ZM46 165H50L52 168H51V170L53 171V174H54V178H55V180H54V183H52L50 186H48V187H46L47 185L45 184L46 183V179H45V177H42V176H45L44 174V166H46ZM66 165V166H65ZM68 165V166H67ZM155 165V164H154ZM53 166H55L54 168H53ZM27 167V168H26ZM40 167V168H39ZM41 167H43V168H41ZM138 167V168H139ZM129 169V170H130ZM140 169V170H141ZM42 170V171H41ZM137 170V169H136ZM65 171V172H64ZM138 171H139V169H138ZM138 171H135L134 170V172H136L138 175L141 173V171L138 173ZM60 174V176H59V174ZM5 173H4V175H5ZM32 173V174H31ZM56 173V174H55ZM124 173V172H123ZM160 173H162V172H160ZM43 174V175H42ZM62 174H63V178H62ZM66 174V175H65ZM68 174V175H67ZM128 174H130V172H128ZM128 174H125V177H127L128 176ZM35 175H36V177L37 178H35ZM42 175V176H41ZM55 175H56V177H55ZM251 175V174H250ZM57 176H59V177H57ZM66 176H70V178L69 177H66ZM75 176V177H74ZM78 176V177H77ZM246 176V175H245ZM248 176V175H247ZM246 176V177H247ZM32 177V178H31ZM82 177H84V179L82 178ZM245 177V179L244 180H248V178L249 177H247L246 178ZM264 177V175L261 177V179ZM75 178V179H74ZM80 178V181H78V179ZM81 178H82V180H81ZM37 179H41L40 181L38 180L37 181ZM61 179H63V180H61ZM67 179V180H66ZM71 179V181H68V180H70ZM243 180V181H244ZM250 180H251V176H250ZM263 180V179H262ZM56 181V182H55ZM57 181H59V182H57ZM62 183H61V182ZM73 181H75V182H73ZM249 181V180H248ZM248 181H246V183L248 182ZM264 181V180H263ZM10 182V183H9ZM34 182V183H33ZM45 182V183H44ZM65 182V187H67L68 188V190H69V193H68V190L67 189H65V187H63L64 186V183ZM77 182V184H75ZM32 183V184H31ZM56 183V184H55ZM59 183H61L63 186H61ZM68 183V184H67ZM69 183H71V184H69ZM74 183V184H73ZM245 183V184H246ZM263 183V182H262ZM13 184V185H12ZM20 184H21V186H20ZM29 184H31V185H29ZM41 184V185H40ZM55 184V185H54ZM59 184V185H58ZM73 184V185H72ZM11 185V186H10ZM248 185H249V183H248ZM251 185V184H250ZM248 186V188H247V186H246V188H244V190H245V193L247 192L248 194H249V191L251 190L249 187H251V186ZM13 186H14V188H13ZM43 186H45L44 188H43ZM58 186V187H57ZM60 186V187H59ZM263 186V188H264V185H262ZM35 188L36 190H34L33 188ZM51 187V188H50ZM13 190H12V189ZM29 188H32V189H29ZM50 188V189H49ZM55 188V189H54ZM58 188V190H59V188H61L60 190H59V193L56 191V189ZM62 188H63V190H65V192L62 190ZM262 188V189H263ZM7 189V190H6ZM11 189V190H10ZM40 189V190H39ZM46 189V190H45ZM54 190V192H53V190ZM33 190V191H32ZM76 190V189H75ZM8 191V192H7ZM23 191L25 192V193H23ZM37 193H35V192ZM51 192V193H49V192ZM56 191V192H55ZM61 191V192H60ZM62 191L64 192V193H66L67 192V195L69 196H71L72 198H70V196H69V198H68V196L65 194L64 195V193H62ZM70 191H72L73 193H70ZM12 192V193H11ZM31 192V193H30ZM263 193H264V190L262 191ZM8 193V194H7ZM27 193V194H26ZM43 193V194H42ZM56 193V194H55ZM74 193H76V194H74ZM6 194V195H5ZM12 194V195H11ZM62 194V195H61ZM9 195V196H8ZM37 195L39 196V199L38 198H36L37 197ZM56 195H58V199L56 198ZM59 195H61V196H59ZM73 195V196H72ZM264 195V194H263ZM4 196V197H3ZM20 197V199H19V197ZM64 196H66V197H64ZM79 196V195H78ZM124 196V195H123ZM14 197V198H13ZM43 198V199H42ZM61 198V200H59ZM69 199V200H64V199ZM7 199V200H6ZM57 199V200H56ZM62 199H63V201H62ZM120 199L122 200L123 198L122 197H120ZM55 200V201H54ZM124 200V199H123ZM7 201H8V203H7ZM12 203H11V202ZM15 201V202H14ZM58 201H61L60 203L58 202ZM81 201V202H80ZM84 203H83V202ZM13 202H14V204H13ZM18 202L20 203V204H18ZM68 202V203H67ZM10 203V204H9ZM58 204V206H57V204ZM153 204L155 203V202H152ZM90 206H89V205ZM17 205V206H16ZM63 207H62V206ZM82 205V206H83ZM2 206V207H1ZM23 208H22V207ZM56 206V207H55ZM98 206V205H97ZM154 206H155V204H154ZM13 207V208H12ZM18 209H17V208ZM42 207V208H43ZM61 207V208H60ZM84 207V206H83ZM93 207H91V208H93ZM4 208V209H3ZM66 208V209H65ZM16 209V210H15ZM23 209V210H22ZM62 209V210H61ZM2 210H6V211H2ZM36 210H37V208H36ZM45 210H47V211H45ZM93 210H94V208H93ZM42 211V212H43ZM86 211V210H85ZM108 211V213L110 214L107 218L108 219H110L112 216H113V213L110 211V210H107ZM107 211H104L103 213L104 214H106L105 212H107ZM259 211H261V213H262V210L260 209ZM3 212V214H1ZM8 212V213H7ZM65 212V213H64ZM111 212V213H110ZM6 213H7V215H6ZM83 213V215L85 216V214H86V217H88V216H90L91 214L90 213H92V211H89V209L86 211V212H82ZM88 213H89V215H88ZM260 213V212H259ZM258 213V214H259ZM260 213V217L258 218V226L259 227H261V228H263L262 227V223H263V218H262V216H263V214H261ZM112 214V215H111ZM262 215V216H261ZM104 216V215H103ZM106 216H107V214H106ZM106 216L105 217H103V218H101L102 219V221H105V220H103V219H105L106 218ZM7 217V218H6ZM257 217H258V215H257ZM264 217V216H263ZM1 218H3L2 220H1ZM70 218H73V217H69V220H70ZM106 218V219H107ZM12 219V220H11ZM260 219H261V221L262 222H260ZM7 220V221H6ZM11 220V221H10ZM70 221H72V220H70ZM11 222V223H10ZM88 221L86 220V223H87ZM9 223V224H8ZM76 223V222H75ZM20 224V225H19ZM24 224V225H23ZM78 224V223H77ZM99 224H101V225H103V229H104V227H106V228H109L110 227V225H107V224H105V223H102L101 221H99ZM4 227H3V226ZM11 225V226H10ZM17 227H16V226ZM27 225V226H26ZM19 226V227H18ZM24 226V227H23ZM28 226H30V227H28ZM253 226V225H252ZM1 227H2V229H1ZM15 227V228H14ZM21 227V228H20ZM101 227V226H100ZM19 228V229H18ZM23 228V229H22ZM24 228H26V229H24ZM30 228V229H29ZM41 227H39L38 229H40ZM76 228H78V226L76 225ZM18 229V230H17ZM28 229V230H27ZM42 229V228H41ZM15 230V231H14ZM22 230V231H21ZM24 230H27L28 232H27V234H26V231H24ZM29 230H31V232L29 231ZM14 232L15 234L17 233V235L19 236V235H21V236H19L20 238H24V240H25V243L26 244H22V245H20L19 247H15L16 245L14 244L15 242H16V238H15V236H11L9 233H11V232ZM40 231V232H39ZM47 230L45 229V231L43 230L42 231V233H44L45 235H47L48 234V232H46ZM33 232V233H32ZM8 233V234H7ZM22 233V234H21ZM28 233H30L29 235H28ZM35 233H36V235H35ZM41 234V235H39V234ZM25 234L27 235V236H25ZM34 236H33V235ZM111 235L110 234V232H107V235ZM23 235V236H22ZM108 235V236H109ZM2 236H3V238H2ZM33 236V237H32ZM37 236V237H36ZM39 236V237H38ZM42 236V238H40ZM48 236V235H47ZM4 237H6V238H4ZM29 237V238H28ZM33 238V240H32V238ZM45 237V236H44ZM26 238V239H25ZM31 238V239H30ZM38 238V239H37ZM40 238V239H39ZM28 239V240H27ZM36 240V241H35ZM39 240V241H38ZM89 240H91V239H89ZM262 240H264V238L262 239ZM7 241H9V242H7ZM30 241H32V242H30ZM33 242H35V244H37L38 246H39V248L33 243ZM54 242V244H57L58 243V241L57 240H54L53 241ZM263 242V241H262ZM7 243V244H6ZM28 243V244H27ZM32 243V244H31ZM12 244V245H11ZM10 245V246H9ZM15 245V246H14ZM14 246V247H13ZM34 246H35V248H34ZM54 246V245H53ZM7 247H9V248H7ZM30 247V248H29ZM24 248H26V249H29V250H26L25 249V251H24ZM38 248V249H37ZM33 250V251H32ZM11 251V252H10ZM15 252V253H14ZM30 252V253H29ZM38 252V253H37ZM9 255H8V254ZM26 253V254H25ZM37 253V254H36ZM40 253H42L41 255H39ZM35 254V255H34ZM21 255V256H20ZM33 255H34V257H33ZM39 255V256H38ZM10 256V257H9ZM26 256V257H25ZM44 256V257H43ZM7 257V258H6ZM20 258V259H19ZM26 258V259H25ZM51 258V259H52ZM23 260V261H22ZM5 262V263H4ZM64 262V264H69V263H67L68 261L66 260H64V261H62L61 262V264ZM66 262V263H65ZM74 264H76L75 262H73ZM72 262H71V264H73ZM58 264H60V263H58Z\"/></svg>","mask_w":264,"mask_h":264}]
</instances>
